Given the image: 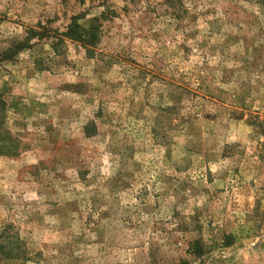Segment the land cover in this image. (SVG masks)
Listing matches in <instances>:
<instances>
[{
  "label": "rangeland",
  "instance_id": "1",
  "mask_svg": "<svg viewBox=\"0 0 264 264\" xmlns=\"http://www.w3.org/2000/svg\"><path fill=\"white\" fill-rule=\"evenodd\" d=\"M0 264H264V0H0Z\"/></svg>",
  "mask_w": 264,
  "mask_h": 264
},
{
  "label": "trees",
  "instance_id": "2",
  "mask_svg": "<svg viewBox=\"0 0 264 264\" xmlns=\"http://www.w3.org/2000/svg\"><path fill=\"white\" fill-rule=\"evenodd\" d=\"M194 251H197V250H194Z\"/></svg>",
  "mask_w": 264,
  "mask_h": 264
}]
</instances>
